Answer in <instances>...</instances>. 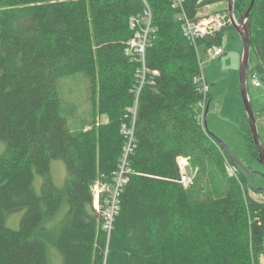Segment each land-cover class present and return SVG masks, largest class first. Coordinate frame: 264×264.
Masks as SVG:
<instances>
[{
	"label": "trees",
	"instance_id": "obj_1",
	"mask_svg": "<svg viewBox=\"0 0 264 264\" xmlns=\"http://www.w3.org/2000/svg\"><path fill=\"white\" fill-rule=\"evenodd\" d=\"M220 1L187 0V8L195 15ZM250 2L235 0L237 18ZM146 3L156 31L142 82L144 63L126 48ZM250 19L248 74L264 84V0H255ZM229 27L197 41L205 51L221 45ZM200 70L171 0H0V264H259L264 201L200 123ZM76 74L84 75L91 119L72 128L61 87ZM99 115L108 121L98 124ZM130 142L108 236L91 185H114ZM181 157L197 168L188 186ZM54 159L67 166L62 186L51 176ZM22 209L11 227L8 214Z\"/></svg>",
	"mask_w": 264,
	"mask_h": 264
},
{
	"label": "rangeland",
	"instance_id": "obj_2",
	"mask_svg": "<svg viewBox=\"0 0 264 264\" xmlns=\"http://www.w3.org/2000/svg\"><path fill=\"white\" fill-rule=\"evenodd\" d=\"M228 1L223 0L211 4V9L220 10L227 14ZM229 18H226L227 26ZM221 46L224 53L216 59L210 58L205 48L200 46L201 68L211 85L208 93V110L203 118L208 130L221 139L230 150L246 166L247 172L243 170L247 179V186L250 193L258 200L264 201V166L255 156L256 148L253 147L252 135L250 132L249 120L245 110L244 102L239 88V69L243 52V43L235 27L225 30ZM254 61L251 62V66ZM62 96L67 104L69 124L77 128L88 123L91 119V106L86 96L85 79L83 74L62 79ZM249 94L256 113V120L262 143L264 144V84L256 86L252 83L251 74H248ZM203 111V110H202ZM204 112V111H203ZM106 115H99L97 123L106 122ZM2 143L0 141V151ZM181 164L185 166L188 174L193 176L197 168L194 164H188V159L181 158ZM207 171H199L201 177ZM68 175L66 163L62 159H54L51 163V176L57 186L64 185ZM44 176L38 175L35 179V187L38 192ZM106 191V183L96 181L91 185L93 205L99 214L102 212L99 203L100 195ZM68 208V207H67ZM66 208V209H67ZM24 209L15 210L8 214V224L13 228L20 226ZM66 211V210H65ZM62 218H57L55 225H59ZM259 264H264V251L259 256Z\"/></svg>",
	"mask_w": 264,
	"mask_h": 264
},
{
	"label": "built area",
	"instance_id": "obj_3",
	"mask_svg": "<svg viewBox=\"0 0 264 264\" xmlns=\"http://www.w3.org/2000/svg\"><path fill=\"white\" fill-rule=\"evenodd\" d=\"M172 7L179 10V20L182 22L184 33L188 36L191 41L195 44L198 54V59L200 60V45L198 39L214 36L217 34L223 26L226 24L227 14H223L220 10L211 9L212 3H207L202 7H199L197 13L192 15L187 8V0H171ZM153 12L151 7L146 3V8L144 12L136 17L131 19V27L135 29L133 37H131L128 42V47L126 48V53L132 56V59H137L140 56L141 61L144 63L143 70L141 72V79L144 82L146 77V65H145V56L146 49L150 45L153 34L156 31L152 25ZM210 51V58L216 59L224 53V49L220 44H212L205 51L208 54ZM252 83L256 86L263 84V81L257 74H251ZM195 83L200 85V92L203 93L205 97L204 103H202V111L200 115V123L205 126L203 118L205 117V112H207L208 106L206 97L211 89V85L205 75V72L200 70V75L195 78ZM206 127V126H205ZM126 133H132L130 130L124 129ZM131 149V142L127 146L124 157L122 158V163L120 168L114 172L116 180L114 185L111 186L106 184V191L103 195H100L99 203L101 204L102 212L101 215L104 221V229L107 231L108 236H110L111 231L114 226V220L116 214L119 210L120 194L122 192L125 182L128 180V176L125 175L130 168L127 167V155ZM186 158L187 157H181ZM180 158V161H181ZM181 181L184 185L188 186L193 182V176H190L184 165L181 164ZM228 170L231 173H236V167L228 163Z\"/></svg>",
	"mask_w": 264,
	"mask_h": 264
},
{
	"label": "water",
	"instance_id": "obj_4",
	"mask_svg": "<svg viewBox=\"0 0 264 264\" xmlns=\"http://www.w3.org/2000/svg\"><path fill=\"white\" fill-rule=\"evenodd\" d=\"M254 2L255 0H251L249 7L247 8V10L243 12L240 18H237L235 14V0H228L227 11H228L229 20L237 30L243 43V52L240 62V69H239V88L244 102L245 110L248 116L252 139L256 146L259 160L264 165V144L262 143L260 137L258 124L256 120V113L252 104V100L250 98L249 86H248V73H249V64H250L251 48H252L250 13L254 6ZM210 134L214 137L215 140L218 141L220 146L232 158L236 160L237 164L243 170L248 171L246 166L240 161V159L230 150V148L221 139H219L215 134H212L211 132Z\"/></svg>",
	"mask_w": 264,
	"mask_h": 264
},
{
	"label": "flooded vegetation",
	"instance_id": "obj_5",
	"mask_svg": "<svg viewBox=\"0 0 264 264\" xmlns=\"http://www.w3.org/2000/svg\"><path fill=\"white\" fill-rule=\"evenodd\" d=\"M255 156H256V158L259 160V157H258V154H257V150H256V152H255ZM259 162H260V160H259ZM261 163V162H260ZM262 164V163H261ZM263 165V164H262ZM264 166V165H263Z\"/></svg>",
	"mask_w": 264,
	"mask_h": 264
},
{
	"label": "crops",
	"instance_id": "obj_6",
	"mask_svg": "<svg viewBox=\"0 0 264 264\" xmlns=\"http://www.w3.org/2000/svg\"><path fill=\"white\" fill-rule=\"evenodd\" d=\"M106 117H107V116H106ZM106 121H108V117H107Z\"/></svg>",
	"mask_w": 264,
	"mask_h": 264
}]
</instances>
